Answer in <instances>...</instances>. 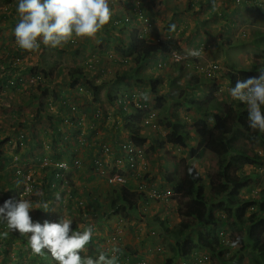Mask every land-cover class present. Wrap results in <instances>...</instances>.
<instances>
[{"label":"rangeland","instance_id":"obj_1","mask_svg":"<svg viewBox=\"0 0 264 264\" xmlns=\"http://www.w3.org/2000/svg\"><path fill=\"white\" fill-rule=\"evenodd\" d=\"M130 1L132 4L140 5L144 8L153 25L155 24V19L152 16L154 5L150 4L149 0ZM167 1H174L175 5L169 7ZM224 1L228 3L227 9L231 12L229 21L232 24L228 25L233 26L232 28H238L236 32L231 29L230 32L224 34L225 37L216 36L214 38L213 35H210L208 40L203 39V41H201V38L204 37V34L200 32V38H195L200 41H197L199 56L188 54L183 59L185 61L182 60L181 63L173 62L172 65L166 63L163 67H159V58L156 55H151L149 64L142 65L141 69L146 72L147 76L161 81L158 84L161 93L173 92L176 94L181 90H191L193 86H189V84H192L193 76L196 75L200 78L202 76L204 82L209 86L200 87L199 85L195 87V92L200 98H204L208 93V89L213 84H216L220 86V91L218 89L216 93L219 102L234 100L230 95L231 87L229 81L224 77L222 78V74L218 70L212 73L211 77H208L203 74L206 71L198 69L196 66H207L213 61H217L219 66L221 65L224 68V73L227 70L234 71L233 69L236 70L237 68L254 70L259 73L257 65L264 60V3H259L261 11L253 8L251 5L252 1H249L250 5H244L245 7L240 12H233L235 0ZM13 2L14 0L11 2L4 0L5 5ZM163 2V4L160 3L161 7L159 9V16L161 17L159 22L161 25L162 22L167 24L172 19V24L182 22L180 26L182 28L185 27V31H187L191 26L185 23L182 11L184 10L187 14L192 13L194 6L189 7L186 0H163ZM2 3L3 1L0 0V5ZM110 7L114 15L124 5L118 2L115 7L111 5ZM166 8L172 9L174 15L172 16L173 12L166 10ZM164 10L166 13H163ZM13 11L16 12V10ZM10 13V11H7L6 6H0L1 24L5 20V24L0 26V205H3L2 201L7 194L14 202L19 201L22 197L25 200H29L34 207L37 203L47 202L50 207L48 211L43 209H32L30 211L33 222L39 221L42 223L44 220L58 222L63 214H66L69 219L73 220V229H76L78 225L79 230L87 227L93 229L92 242L89 245H93L94 242L98 243L101 246V248L96 249L98 252H106L110 256L114 255L117 258L118 249L120 252L123 250V255L129 257L132 264H164L167 258L174 254L171 246L174 245L175 240L170 235H164L159 219L166 220L170 227L178 225L182 218L179 211L180 204L177 197L169 198L166 200L168 202L161 201L163 199L149 202L141 200L136 208H130L127 217H124L123 212H119L116 205H114L113 197L120 191V186L113 185L108 180V173L111 167H108L109 161L106 160L114 162V159H112L113 156L109 159L107 155L103 156L104 158L101 157L103 154L102 146L107 144L115 150V141L121 145L130 140V135L127 129L124 128L128 118H125L127 114H122L117 104L114 105L109 114V102L105 100L109 101L107 95L108 93L113 94L114 91L106 90V93L104 92L103 94L105 99L100 93L98 101H94L96 102L95 105L91 101L88 103L91 105L90 108L83 110L85 119L79 127H74L76 131L80 132L79 134L72 135L73 126L62 120V118H65V103L62 102V99L68 96L70 89V83H65L62 80L63 73H66L69 68H75V65L81 64L86 57L95 62L98 57L92 56V54L98 51L99 43L103 44L104 50L109 55H113L116 58L115 54H119L116 43L113 42L109 45L108 40L105 38L100 41L107 34L105 30L110 24L104 26L95 37H74L84 45L85 48H83L82 53L75 54L76 46L71 42L59 47L61 48L60 50L65 48V51L58 50V47L55 50L41 43L38 51L28 52L23 50V52L21 50L18 52L14 29L20 21V16L14 12L13 15L8 16ZM119 15V18H121L123 14ZM254 15H256V18L253 17ZM256 19L260 20V22ZM160 23L156 24L159 28L161 27ZM5 31L6 34H4ZM113 32L111 31V35ZM186 36L187 32L184 33L183 38L185 39ZM219 42L220 45H218ZM203 48L206 50L202 51ZM107 63L108 60H99L95 72H90V77L96 76L100 69L103 70L104 68V77H100V80L103 82L105 77H110L112 74L108 75ZM50 64L54 67L58 64L57 69L61 70L62 74L57 72L53 80L48 83L49 78L43 79L42 74L39 72ZM179 64L184 65V70L178 69ZM10 65L13 71H11ZM125 65L127 64L121 63L120 67L126 68ZM32 67L37 68L38 74L33 75L31 73L30 69ZM19 68L22 69L20 70ZM4 73L8 74V85H5L1 80V76ZM13 74L17 76V80H14V82L11 80ZM170 76L173 77L172 80L177 79L176 84L171 83ZM100 80H97V83H100ZM131 81H137V78L132 77ZM46 83L50 90L49 97L43 95ZM145 86L151 91L147 92L150 98L148 103L152 105L150 110L154 108L156 112L159 127L156 130H152L150 127H143V134H146L151 140L150 143L146 144L147 165L144 166L143 173L147 172L150 177L147 176L146 179L150 182L153 181L152 183L156 185L159 184V187L166 192L167 189L171 188V184L165 182L164 174L174 172L173 170H177L179 173L182 172V166H177V164L181 158L187 157V150L171 144L159 146L155 149L149 146L152 143L155 144L156 140H165L169 132L166 124L168 119L173 120L174 111L186 121L185 128L189 131V143L192 146L195 145L193 122L199 113L192 105L187 107L172 97L168 101V108L165 103L160 108H156L154 106V100H156L154 96L156 95L151 90L148 78ZM56 92L60 94V98H57L58 101L54 103ZM90 97L92 98L93 96L87 97L78 94L65 100L67 103H77L80 106L83 100L86 101ZM42 99L47 103H51L45 106V110L37 117L39 102ZM72 99H75V102ZM98 111L100 113L99 116L96 115ZM212 116L213 112H210L209 118L212 119ZM62 134H66L71 139H68V142L73 147L67 148L68 145L64 144L66 142L63 143L62 141ZM82 134L84 135L82 136ZM262 134L264 137V133ZM253 145L264 157V146L262 147L255 143ZM61 148L69 152L59 155ZM72 152L74 157L71 155ZM68 154L69 157L77 159L80 164L78 166L73 165L66 170V177L68 176L69 182L57 184L59 187L58 191L46 192L44 190L48 184V171L45 168L48 165L46 162L51 159L54 160L53 158L58 156L61 157L60 160H66ZM119 155L123 157L124 153L120 152ZM102 158L105 159L103 160L105 164L99 163V165L97 160H102ZM189 160L203 175L206 186H208V174L218 169L217 156L207 151L203 157ZM243 171L251 177L252 183L242 190V197L260 198L264 192V160L259 165L244 166ZM37 193H42V195H37ZM58 195L59 199L57 198ZM111 195L113 196L112 198H110ZM69 203H71V207H69ZM42 212H45V214L38 215ZM225 217L226 220L228 219L227 225L220 228V231H225L226 242L223 245L217 244L216 246L222 250L223 257L236 255L242 260V264H250L246 251L250 250L251 247L249 246L245 250L241 248L246 244L244 234L230 228L231 221L234 219L231 213L226 212ZM220 222L221 220H219V224ZM2 225H6V222L0 219V246H6V243L9 242L8 240L11 241V244L9 245V254L3 258V261L1 260L2 257H0V264H30V256L33 252L28 245L27 237L21 236L18 232L5 227L2 230ZM197 227L203 226L199 223ZM4 232L8 233L7 237L3 236ZM194 234L192 233V235ZM237 238H239V244L232 248L230 244L236 241ZM86 250H89L91 255L96 251L95 249L87 248V246ZM19 254H24V256L21 257ZM204 254L210 257L208 256V259L202 258L200 264H223L221 257L217 255L211 256L208 253H200L195 257H188L183 262L181 260L184 258H179L175 261V264H193V259L201 255L205 256ZM39 258L43 261V263L40 261V264H57L47 251ZM138 259L143 261L138 263L140 262ZM36 264L39 263L37 262Z\"/></svg>","mask_w":264,"mask_h":264},{"label":"trees","instance_id":"obj_2","mask_svg":"<svg viewBox=\"0 0 264 264\" xmlns=\"http://www.w3.org/2000/svg\"><path fill=\"white\" fill-rule=\"evenodd\" d=\"M5 1L11 2L12 0ZM120 4L122 3L120 2ZM134 7L135 4L131 3L128 8L124 6L116 11L109 23L110 25L105 30L107 34L103 39H100V41L104 40V38L107 39L109 45L113 42L116 43V48L121 58L117 59L111 55L107 56L111 59H117L119 64L126 63L131 66L129 71H120L116 74V78H118L116 82L118 83L115 88H113L115 90L113 94L108 93V100L112 104H115L119 100L131 96L140 99V102L143 101L147 98V92H151L149 88L145 86L148 78L151 84V90L156 95L154 96L156 97V100H154V106L156 108H160L164 103L167 105L170 97H172L176 98V101H179L180 104H184L187 107L192 105L199 113L193 122L194 137L196 139L195 145L192 146L189 143V131L185 128L186 121L174 111L172 116L173 120L168 119L166 124L169 132L165 140H156L155 144L152 143L150 146L152 149H155L159 146L172 144L187 150V157L181 158L180 162L177 164V166H182V172L179 173L177 170H173L174 172H167L164 174L165 182L171 184L172 191L174 192L173 196L175 198L177 197L179 201V211L182 215L181 221L175 227H170L166 220L159 219L164 235H170L175 240L174 245L171 246L174 254L169 256L164 264H175V261L179 258H184V260H186L185 258H190L191 256L195 257L200 253H208L211 254V256L217 255L222 258L223 264H242V260L236 255L223 257L222 250L216 246L217 244L223 245V243L226 242L224 236L225 231H220V228L227 225L228 219H225L226 212L231 213L234 218L231 221L230 228L244 234L246 244L241 248L245 250L249 246L251 247L250 250L246 251L250 264H264V192L260 198L242 197V190L252 183L251 177L243 171L244 166L259 165L260 163L262 164L264 160L263 155L260 154L253 145L255 143L259 146H264L262 132L253 130L250 127L247 104L235 99L229 101L224 100V102L218 101L219 99L216 96L218 87L216 84H213L208 89V93L204 98H200L195 92V87L199 85L200 87H209L207 83L204 82L202 76L201 78L196 75L193 76L192 84H189V86H193L191 90H181L176 94L173 92L161 93L160 88H158V84L161 81L147 76L146 72L141 69L142 65L149 64L151 55L158 56L157 53H161L164 59L166 55L174 51L182 54L184 58H186L188 54H186L179 42L172 35L149 38V30L154 29L153 23H151L149 27L144 26L143 28L134 26L133 22L135 20L138 21V16L134 11ZM121 13L123 15L119 18V14ZM145 16H148L146 12ZM171 23L172 22H169L167 26H170ZM111 31H114L112 35ZM70 42L74 43L76 46L75 54L83 52V48L85 47L80 43V40L74 38ZM98 46V51L92 54V56L98 57L95 62L89 61V57H86L81 64L78 66L75 65V68H69L66 73H63L62 80H64L65 83H70L69 94L65 99L74 97L75 95L77 96L78 94L87 97L93 96L86 101L83 100L80 106H78L77 103H67L65 99H62V102L65 103V118H62V120L73 126L72 135L80 133L76 131L74 127H79L82 123L83 117L81 114L83 110L90 108L91 105L88 104L90 101L92 104L94 101H98L101 90L105 88L104 84H106L107 80L103 81L104 84L102 81V83L100 82L101 84L97 83L100 77H104L105 69L102 70L99 68L100 71L98 74L90 77V72H95L96 65L98 66L97 62H99V60L104 61V55L107 54L102 43H99ZM54 49L56 50V48ZM57 49L60 50L61 48L58 47ZM21 50L23 51L24 49L18 46L17 51L19 52ZM60 51H65V48ZM182 60H180V63ZM162 63L164 62L160 60L159 67L163 66ZM75 64H77V62H75ZM151 65L153 66V64ZM178 66L179 70H184L183 64H179ZM257 66L258 70L264 71V61L261 65ZM11 67L10 65V68ZM57 68L58 64L55 67L50 64L39 73L42 74L43 79L49 78L48 83H50L57 72L62 74L61 70ZM233 70L234 71L228 70L226 72V76L233 87H235L237 81H245L248 78L256 77V72L254 70L245 68ZM11 71H13L12 68ZM30 71L33 75L38 74L36 67H32ZM132 77H136L137 81H131ZM170 78L171 80L173 79L172 76H170ZM1 80L5 85H8V74L4 73V75L1 76ZM11 80H13L12 82L17 80L16 74L12 75ZM176 80L177 79L172 80L171 83L176 84ZM49 91V86L46 83L43 89V95L49 97ZM55 96L54 103L58 101L57 98H60V94L56 92ZM43 99L39 102L36 114L37 117L45 110V106L51 103H47ZM72 100L75 102V99ZM122 104L124 105L123 102ZM147 104L148 101L146 102V105ZM73 106L76 107V110H72ZM127 110L131 113L124 124V128L130 133L132 141L135 144L143 146L147 138L143 135L142 131L144 126L141 122L142 117L146 113H149V109L146 106L145 109L139 108L131 103ZM262 111H264V106H262ZM121 112L124 113L123 110H121ZM210 112H213L212 119L209 118ZM83 135L84 134H82V136ZM68 139L69 137H67L66 134H62V141L63 143L66 142L64 144L68 145L67 148L69 149L73 146L68 142ZM115 142L116 145H119L117 141ZM59 151V155L69 152L68 150L65 151V149L62 150V148ZM207 151L212 152L218 158L217 171L208 174V186H206L203 175L189 160L201 158ZM71 155L74 157L73 152ZM67 156L69 157V154ZM73 157L66 159L71 162ZM53 159L59 162L61 157L58 156ZM108 167L110 168V166ZM45 168L48 171V184L44 189L46 192L59 190V187L52 186L54 183L60 185L69 182L68 179L64 180L62 177V174L65 172L62 168L55 165L45 166ZM119 189L120 191L116 193L115 197H113L112 194L110 198H114V205H116L119 212H123L124 217H127L130 208H136L139 201L145 199V197L143 193L133 190L129 184L127 186H120ZM8 199L9 196L7 194L2 203ZM69 207H71V203H69ZM219 220H221L220 224ZM199 223L203 227H197ZM4 227L7 228V225H2L1 229L3 230ZM192 233L195 234L192 235ZM196 235L197 237H195ZM8 241L6 246H0V251L2 252L0 257H2V261L3 258L9 254V245L11 241ZM122 251L121 253L124 254ZM19 255L21 257L24 256V254ZM204 255L205 256H202V258L206 257L208 259L209 255ZM40 256L41 255H36L34 253L31 254L30 264H36L37 262L40 264V261H42L39 258ZM93 258H95V255ZM200 259V257H197L193 261V264H200ZM138 260L140 262L143 261L140 259Z\"/></svg>","mask_w":264,"mask_h":264},{"label":"clouds","instance_id":"obj_3","mask_svg":"<svg viewBox=\"0 0 264 264\" xmlns=\"http://www.w3.org/2000/svg\"><path fill=\"white\" fill-rule=\"evenodd\" d=\"M249 1H252L251 5L253 8L261 11L259 3H264L262 0H235L234 2L235 6L241 10L245 7L244 5H250ZM118 2H120V0L115 2L116 4H110V0H19L16 11L20 16V21L14 29L16 44L21 49L28 52H35L40 49L41 43L46 47L57 48L63 47L68 42L72 41L74 37H95L96 34L111 21L113 13L110 5L115 7ZM212 8L213 10H218L216 0H212ZM142 9L145 15V10L144 8ZM147 18H149L152 23L151 18L148 16ZM133 25L143 28L145 22L138 18V21L135 20L133 22ZM172 30H175V25L172 26ZM150 31L151 30H149L148 34H150ZM163 37H166V35ZM175 53L178 52L174 51L170 54L173 61L180 62L174 60ZM178 54L183 57L182 54ZM191 54L199 56L198 51H193ZM182 59L185 58L183 57ZM212 65L218 66L213 73L217 70L218 72L222 70L219 63L214 61L204 67L207 68ZM196 67L198 68V66ZM227 71H225L224 77L229 81L226 76ZM258 71L259 73H255L256 77L248 78L245 81H237L235 87L231 86L229 81L231 87L230 95L233 99L247 104L250 127L253 130H259L264 133V111H262V106H264V71ZM203 74L211 77L207 75L206 72ZM217 87L220 91V86L218 85ZM137 100L140 101V99ZM141 102L146 105V101L144 102L143 100ZM115 104L118 105L120 112L123 110L124 114L126 113L127 117L129 116L131 112L127 110V108H124L120 100ZM146 106L149 110L151 109L149 103ZM99 114L98 111L96 115L99 116ZM143 117L141 124L144 127H150L143 124ZM157 120L156 115L157 127L152 128V130H156L159 127ZM130 141H132L131 136L128 142ZM132 143L136 147H140L144 150L145 155L144 157L138 158V155L134 154V166L131 165V160L127 157L124 161V165L121 167V173L125 176L126 182L113 185L127 186L132 183L135 186L132 187V185H130L132 189L143 193L145 197V199H143L144 202H149L154 200L148 195L152 188H156L162 192H164V190L159 187V184L156 185L152 183L153 181L150 182L146 179L147 175H149L147 172L143 173L144 166L141 167V161L147 159L146 144L139 146L133 141ZM119 146L120 145H116L115 149H118ZM67 177L66 179H68ZM148 177H150V175ZM132 181L136 182V185ZM140 183L146 185V191L139 190ZM52 186L58 187L56 183ZM170 189L172 190V188ZM37 195H42V193H37ZM57 198L59 199V195ZM2 204L3 205H0V219L6 222L8 229L18 232L21 236L27 237L28 245L34 254L43 255L45 251H47L57 264H116L117 258L114 255L110 256L106 252H100L95 258L87 255L86 246L92 242L93 229L87 227L83 230H79V225L76 229H73V220L69 219L66 214H63L58 222H49L47 220L43 223L39 221L33 222L30 211L32 209H43L44 211H48L50 207L47 202L37 203L34 207L29 200H25L21 197L17 202L9 198ZM7 234V232H4L3 236L7 237ZM238 244L239 238L231 242L230 246L235 248ZM117 251L119 250L117 249ZM82 253L84 254L82 255ZM200 258L201 263L202 255ZM195 259H193V261ZM130 264L132 263L130 262Z\"/></svg>","mask_w":264,"mask_h":264},{"label":"crops","instance_id":"obj_4","mask_svg":"<svg viewBox=\"0 0 264 264\" xmlns=\"http://www.w3.org/2000/svg\"><path fill=\"white\" fill-rule=\"evenodd\" d=\"M2 1H3V3L1 5L6 6L7 11L11 12L10 14H8V16L13 15V12L17 13V11L15 12L13 10L17 9L19 0H14L13 3L7 4V5L4 4V0H2ZM120 2L124 6H126L127 8L129 6V4L132 3L130 0H120ZM149 2H150V4L154 5V9L152 10V16L155 19V24H154V29H152L150 31V34H149L148 37L149 38H155V37H160V36H164V35H173V37L179 42L181 47L184 49L186 54H189V55H192L191 53L193 51H197V49H199V47L197 45V41H199L198 39L200 38V32H202L204 34V37L201 38L202 39L201 41H203V39H207L208 40V38H210L209 37L210 35H213L214 38L216 36L225 37L224 34L226 32H230L231 29H233L236 32L237 29H238V28H235V27L232 28L233 26L228 25V24H232L229 21V17H230L231 12L228 11V9H227L228 3L226 1H224V0H216L217 5H218V10H213V8H212V0H186V3H187V5H189V7H191L192 5L194 6V8L192 10V13H188L187 14L184 10L182 11V14H184L183 18L185 20V23L188 24L189 26H191L189 29H187V31H185V27L182 28L180 26L182 24V22L175 23V24L171 23L170 26H167V24L169 22H172V19H170L167 22V24L162 22V25H161V23L159 22V20L161 19V17L159 16V12H160L159 9L161 7L160 3L161 4L164 3L163 0H149ZM167 5L169 7L170 6L173 7L175 5V2L174 1L173 2L167 1ZM233 9H234L233 12H240L241 11L240 9H238L234 5H233ZM166 10L172 11V9H169V8H166ZM163 13H166L165 10L163 11ZM173 15H174V12L172 13V16ZM165 16H164V18H165ZM253 17L256 18V15H254ZM256 20H258V19H256ZM258 21L260 22V20H258ZM158 23H160L162 29H161V27L159 28V26H156V24H158ZM2 24H5V20H3ZM2 24H1V21H0V26ZM173 25H175V30H172V26ZM163 27H165V29H163ZM197 28H198V30H197ZM185 32H187V36L184 39L183 35H184ZM4 34H6V31L4 32ZM196 37H198L197 40L195 39ZM218 45H220V42L218 43ZM210 47H212V46H210ZM204 50H206V49L203 48L202 51H204ZM157 54H158L157 57L164 62L163 66L166 63H168V65H172L173 64L174 61H173V59H172L170 54L166 55L165 59H164V57H163V55L161 53H157ZM107 55H109V53L104 55V60H108V63H107V69L109 70L108 75L109 74H112V75L110 77H106L105 78V80H107L106 84H104V82H103L105 88L101 90V96L102 97H103L104 92L106 93V90L110 89L112 91H115L113 88H115V86L118 83V82H116V80L118 79V78H116V74L118 72H120V71H123V72L129 71L130 68H131L130 65H125L126 68H121L120 67V64L118 63L117 59L121 58V55H119V54L116 55L115 54L117 59H111ZM202 55L206 56L205 54H202ZM111 56H113V55H111ZM214 62H217V61H214ZM117 64H119V65H117ZM103 65H104V63H103ZM234 66L237 68L236 65H234ZM105 67H106V65H105ZM110 67H112V69H110ZM221 68H222V70L220 71V73L222 74L221 77H224L225 76L224 68L222 66H221ZM19 69L21 70L22 68H19ZM124 69H126V70H124ZM167 73H172V72H167ZM103 98L105 99V97H103ZM147 98H145L144 100H147V101L150 100L149 95H147ZM105 101L109 102L108 108L110 109V111H109V114H110L111 113V109L114 108V104H112L110 101H107V100H105ZM95 103L96 102H93L94 105H95ZM122 114H124V113H122ZM81 115L83 117V119H82V122H83V120L85 119V116H84L85 114L82 113ZM126 117H127V115L125 116V118ZM143 135L147 138V141H146L145 144L150 143L151 142L150 138H148V136L146 134H143ZM145 165H147V159H144V160L141 161V167H143ZM132 182L136 185V182H134V181H132ZM130 185H132V187H135L132 183H130ZM57 209H59V208H57ZM55 213L58 214L57 212H55ZM44 214H45V212H42V213H39L38 215H44ZM87 248L96 250L97 248H101V246H99L98 243L94 242L93 245H88ZM89 252L90 251L87 250L88 255H90L92 257L94 255L96 257L100 253V252H98V250H96L92 255ZM83 254L84 253H82V255ZM185 259H187V258H185ZM182 261H185V260L183 259V260H181V262Z\"/></svg>","mask_w":264,"mask_h":264},{"label":"built area","instance_id":"obj_5","mask_svg":"<svg viewBox=\"0 0 264 264\" xmlns=\"http://www.w3.org/2000/svg\"><path fill=\"white\" fill-rule=\"evenodd\" d=\"M118 0H110V4H114L115 2H117ZM264 1V0H262ZM134 11L136 12L138 18L141 21L145 22V26L149 27L151 25V21L149 20V18H147L144 15V11L142 9V7L140 5H135L134 7ZM149 20V21H148ZM183 57L181 55H179L178 53L174 54V60L176 61H180ZM91 61V60H89ZM93 62V61H91ZM218 68L217 65H212L211 67H198V69L204 70L207 72V75H211L216 69ZM129 96V95H128ZM123 98V97H122ZM120 102L124 103V108H128L129 104L133 103L135 106L139 107V108H145V104L140 102L139 100H137L135 97H125L124 99L120 100ZM147 107V106H146ZM72 110H76V107L73 106ZM143 124L150 126L151 128H156L157 127V122H156V113L153 110H149V113L143 117ZM114 149V148H113ZM110 146H108L107 144H103L102 146V156H108L109 159L111 156L112 159H114V162L110 161V160H106L109 161L108 166L111 167V170L108 173V180L111 184H123L126 182V178L125 176L121 173V167L124 165V161L125 159L130 158L131 160V165L134 166L135 162H134V154L138 155L139 157H144L145 153L144 150H142L140 147H136L132 141L128 142V143H124L121 144L118 149L113 150ZM120 152L124 153V156L122 157L121 155H119ZM104 158V157H103ZM102 160H97V163H102L105 164V162H103ZM111 162V163H110ZM46 164L48 166L51 165H55L57 167L62 168V170H65L64 174H62V177L64 178V180H66V170L70 169L71 166H78L80 163L77 159H72L71 162H69L68 160H60L59 162L54 161V160H49L46 162ZM100 165V164H99ZM116 170V171H114ZM139 190L140 191H146V185H144V183H140L139 184ZM174 192L171 189H168L166 192H162L159 191L156 188H152L148 195L150 198L154 199V200H161L164 202H168L166 200H168L169 198L173 197ZM117 256V262L116 264H130V258L129 257H125L121 252H117L116 253ZM204 259H207L206 257H204ZM201 261V259L199 260V262Z\"/></svg>","mask_w":264,"mask_h":264}]
</instances>
